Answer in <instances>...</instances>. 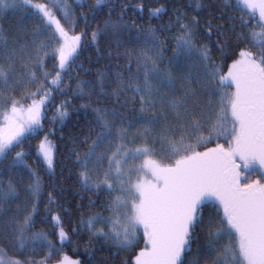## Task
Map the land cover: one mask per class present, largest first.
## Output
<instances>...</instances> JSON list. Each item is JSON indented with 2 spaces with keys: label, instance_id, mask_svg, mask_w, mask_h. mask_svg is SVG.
Wrapping results in <instances>:
<instances>
[{
  "label": "snow or ice",
  "instance_id": "1",
  "mask_svg": "<svg viewBox=\"0 0 264 264\" xmlns=\"http://www.w3.org/2000/svg\"><path fill=\"white\" fill-rule=\"evenodd\" d=\"M116 4L0 0V16L30 13L34 25L21 23L15 35L0 26V231L7 243L0 244V264H47L71 243L61 215L51 208L41 221L49 229L34 230L44 185L29 159L35 155L54 174L49 135L56 129L34 148L24 146L44 131L50 107L52 123L63 124L72 97L93 96L96 107H80L92 108L96 130L79 142L83 152L72 149L81 188L108 193L109 215L81 218L91 237L119 251H133L142 240L130 264H264V0H189L195 14L173 9L175 18L159 27L138 25L127 18L129 5L116 12ZM133 7L143 11L142 5ZM208 8L227 14L234 40L221 31L225 25L199 15ZM105 10L108 19L90 33L91 42L114 37L110 55L124 62L116 61V71L97 70L95 80L73 77L90 18ZM162 14L163 6L149 13ZM81 21L85 28L77 33ZM209 43L222 54L233 49L236 58L217 64ZM49 48L57 60L51 70ZM57 96L68 98L57 104ZM212 141L215 147L199 150ZM22 189L30 206L17 203ZM47 203L58 201L49 193ZM39 252L45 255L38 260L31 255ZM85 252L87 264H96L94 252ZM58 264L85 262L64 254Z\"/></svg>",
  "mask_w": 264,
  "mask_h": 264
},
{
  "label": "trees",
  "instance_id": "2",
  "mask_svg": "<svg viewBox=\"0 0 264 264\" xmlns=\"http://www.w3.org/2000/svg\"><path fill=\"white\" fill-rule=\"evenodd\" d=\"M38 2L44 3L47 2V0H38ZM87 2L92 3L94 0H87ZM203 2L205 4L213 2L221 3V0H203ZM122 4L129 5L127 18L130 20L135 19L137 24L143 27H147L150 24L152 26L159 27L161 24L167 23L170 18L174 19L176 13L173 9L176 8H181L189 12L190 15L195 14L192 13L190 7H187L189 0H117L116 12L122 10L120 7ZM135 5H142L143 11L136 10L133 7ZM161 6L166 9V14H162L159 18L151 17L149 15L152 9ZM84 11L88 10L84 9ZM209 13H211V15H209ZM199 15L211 19L213 24L225 25L226 27L222 28L221 31L224 32L230 40L235 39L234 35L229 30L232 21L227 19V14L221 17V10L219 8H208L199 13ZM233 15L238 16L239 14L233 13ZM30 17V13L26 14V12L9 11L8 13L0 16V26H2L3 29L10 35H15L21 27V23H23L26 27H34V25L29 23ZM113 18H115V13L113 14ZM106 19H108L107 10L99 14L94 20L90 18L91 27L87 29L89 35L84 37L85 47L73 65V71L71 73L73 77L78 79L95 80L97 78L95 76L97 70L104 71L110 67L112 71H116L117 69L115 67V63L118 59L119 62L123 64L124 61L122 58H118L114 54L110 55L116 47L114 37H102L99 40L98 45L91 42L90 33L97 30V24H100L102 27L103 21ZM236 23L239 24V20H237ZM84 28L85 24L81 21L80 26L76 30L77 33ZM165 35H167V33H165ZM200 39L202 42H209L208 38L203 36V34H201ZM212 39L215 40V37ZM223 42L224 41L221 40V43ZM209 46L213 50L212 55L217 64L222 62L225 65H230L232 60L236 58L231 55L232 51H234L233 49H226L225 53L222 54L217 49L215 43H209ZM54 47L55 44L52 45V48ZM48 51L49 58L46 63L47 67L51 70L57 63V60L51 58V48H49ZM120 51L122 52L123 48H121ZM171 54V51L167 53L169 56H171ZM77 65H83V67L78 68ZM85 69L88 71L85 72ZM223 71L226 73L227 67H225ZM72 85L75 87V80L72 81ZM16 96L19 99L21 98L22 93H17ZM67 98L68 97L57 96L56 103L59 104L60 100ZM72 100L73 103L68 108L69 115L63 124L59 121L52 123L51 117L55 114V109L50 107V110L47 111L48 118L43 121L44 131L36 138H29V141L24 146L25 148H28L29 145H31L34 148L39 140L42 139L44 135L48 134V130L53 128L56 129L54 135H49V139L54 145L56 153L54 174H50L44 165L37 163L35 155L29 159V163L32 164L33 168H36L39 171L44 185L40 196V203L38 205L39 215L36 217V229L34 230L49 229L50 226L48 224L41 223V221L47 210L51 208L54 212H59L63 219V227L71 237V243H65L63 245L62 252L53 259L48 260L47 264H58V261L64 254L74 260L79 259L84 261L85 264H87L89 257L85 252V248H87L89 252H94L96 264H130V262L134 259V253L139 251L140 248H143L144 244L142 240L139 245L133 249V251H119L117 248L111 247L108 243L91 237V233L84 230V226L80 223L82 217L87 218L88 216L96 213H103L105 216L109 215L104 207L108 200V193L105 192L102 196H100L97 193L85 192L77 182L76 177L79 169L75 164V157L72 154V149L76 148L77 151L83 152L85 150V146L79 142L83 141L86 136H89L90 133L96 130L92 108L90 107L85 109L81 108L80 105L91 103L92 107H96L97 104L95 96L92 97L91 101L86 99H77L75 97H72ZM24 103L28 104L30 101H24ZM92 138H95L94 135ZM215 142L216 141L209 142L205 145V147H201L199 150L204 151L205 148L213 146ZM154 157L158 160L160 159L159 156ZM25 183H27V181H25ZM49 193H51L58 201L56 205H49L47 203ZM89 200H93L94 203L90 205L88 203ZM25 201H29L30 206V198L22 189L20 199L17 203L21 204V207H24ZM79 205L83 206L78 207ZM13 212H15V206H13ZM7 215L10 216L12 213H8ZM4 219H7V216H5ZM73 229H80V231L73 232ZM90 238L92 239L91 243H89ZM51 239L58 242L56 236H52ZM0 244L7 247L2 231H0ZM195 247L196 246L193 245V248ZM31 255H34L35 259L38 260L42 258L45 253L39 252Z\"/></svg>",
  "mask_w": 264,
  "mask_h": 264
},
{
  "label": "flooded vegetation",
  "instance_id": "3",
  "mask_svg": "<svg viewBox=\"0 0 264 264\" xmlns=\"http://www.w3.org/2000/svg\"><path fill=\"white\" fill-rule=\"evenodd\" d=\"M230 91H234V87L232 88V89H230ZM219 143H221V144H224L225 143V141L223 140V139H221L220 141H219ZM216 145V142L214 143V145L213 146H215ZM252 178H259V176L258 175H256V176H253Z\"/></svg>",
  "mask_w": 264,
  "mask_h": 264
},
{
  "label": "rangeland",
  "instance_id": "4",
  "mask_svg": "<svg viewBox=\"0 0 264 264\" xmlns=\"http://www.w3.org/2000/svg\"><path fill=\"white\" fill-rule=\"evenodd\" d=\"M216 146V145H215ZM215 146H211V147H209V148H212V147H215ZM154 159H156L155 157H154ZM169 161H164V163H168ZM136 164H140L141 163V161L140 160H137L136 162H135ZM150 178V177H149ZM253 179H260V177L259 178H253ZM99 227V226H98ZM144 246V245H143Z\"/></svg>",
  "mask_w": 264,
  "mask_h": 264
}]
</instances>
